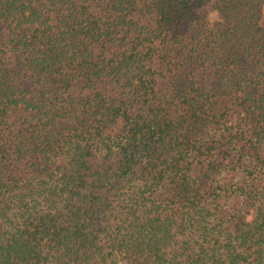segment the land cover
I'll return each instance as SVG.
<instances>
[{
    "label": "trees",
    "instance_id": "obj_1",
    "mask_svg": "<svg viewBox=\"0 0 264 264\" xmlns=\"http://www.w3.org/2000/svg\"><path fill=\"white\" fill-rule=\"evenodd\" d=\"M0 264H264V0H0Z\"/></svg>",
    "mask_w": 264,
    "mask_h": 264
},
{
    "label": "clouds",
    "instance_id": "obj_2",
    "mask_svg": "<svg viewBox=\"0 0 264 264\" xmlns=\"http://www.w3.org/2000/svg\"><path fill=\"white\" fill-rule=\"evenodd\" d=\"M218 19V13L215 11L207 10L206 21L208 27H212L213 23Z\"/></svg>",
    "mask_w": 264,
    "mask_h": 264
},
{
    "label": "rangeland",
    "instance_id": "obj_3",
    "mask_svg": "<svg viewBox=\"0 0 264 264\" xmlns=\"http://www.w3.org/2000/svg\"><path fill=\"white\" fill-rule=\"evenodd\" d=\"M218 20H219V17H218V19H217L215 22H217ZM215 22H214V23H215Z\"/></svg>",
    "mask_w": 264,
    "mask_h": 264
}]
</instances>
